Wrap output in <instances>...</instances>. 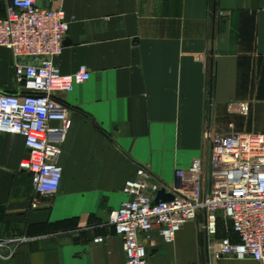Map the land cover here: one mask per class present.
Returning <instances> with one entry per match:
<instances>
[{"label":"crops","instance_id":"0c3cea01","mask_svg":"<svg viewBox=\"0 0 264 264\" xmlns=\"http://www.w3.org/2000/svg\"><path fill=\"white\" fill-rule=\"evenodd\" d=\"M39 5L64 10L70 21L55 65L64 75L85 67L91 78L55 94L68 106L72 125L59 191L38 208L24 138L0 133V264H125L109 215L139 169L170 185L177 169L208 159L207 133L264 134V0ZM7 6L0 0V17ZM15 63L12 51L0 47V92H18ZM188 228L195 229L182 253ZM197 232L189 223L172 244L157 230L151 245L141 235L148 264H192ZM214 264L260 263L225 258Z\"/></svg>","mask_w":264,"mask_h":264},{"label":"built area","instance_id":"2783aa9c","mask_svg":"<svg viewBox=\"0 0 264 264\" xmlns=\"http://www.w3.org/2000/svg\"><path fill=\"white\" fill-rule=\"evenodd\" d=\"M6 1L0 47L16 59L19 88L16 93L0 92V133L24 138L36 194L32 206L38 208L59 191L62 147L72 125L68 106L55 94L72 92L91 75L85 67L64 75L54 63L63 53L70 21L64 10L39 4L55 0ZM21 58L31 62H17ZM206 139L208 159L196 158L187 169H177L172 184L160 183L146 168L126 183V199L109 215L123 242L125 264H148L141 235L150 239L157 230L172 244L189 223H197L206 236L211 261L249 258L264 264V134L207 133ZM162 190L173 200L154 205ZM4 245L0 241V250Z\"/></svg>","mask_w":264,"mask_h":264},{"label":"rangeland","instance_id":"374dc122","mask_svg":"<svg viewBox=\"0 0 264 264\" xmlns=\"http://www.w3.org/2000/svg\"><path fill=\"white\" fill-rule=\"evenodd\" d=\"M196 228H197V233H198V241H197V253L194 257H192V264H214L215 262L214 261H211V256L209 255V252H208V244H207V238H205L206 236L204 235V233H202V231H200V226L196 223ZM193 229L195 228H188L186 229V231L182 234L181 236V240L179 242V245L180 247L182 248V253L183 252V249H184V245L185 243L188 242L189 240V237L191 236V234L193 233ZM153 241L150 239H148V243L149 245H151ZM157 249V247H156ZM156 251V250H154ZM207 258L208 260H210L208 263L207 261ZM217 262V261H216Z\"/></svg>","mask_w":264,"mask_h":264},{"label":"water","instance_id":"95a60500","mask_svg":"<svg viewBox=\"0 0 264 264\" xmlns=\"http://www.w3.org/2000/svg\"><path fill=\"white\" fill-rule=\"evenodd\" d=\"M173 200V196L167 194L164 190L160 191L154 201V205L159 204L160 202H170Z\"/></svg>","mask_w":264,"mask_h":264}]
</instances>
